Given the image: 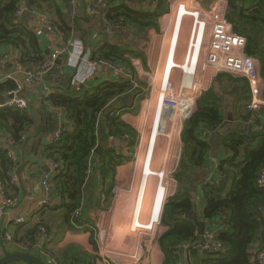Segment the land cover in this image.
<instances>
[{"label": "trees", "instance_id": "1", "mask_svg": "<svg viewBox=\"0 0 264 264\" xmlns=\"http://www.w3.org/2000/svg\"><path fill=\"white\" fill-rule=\"evenodd\" d=\"M95 1L104 6L105 20L120 27L118 33L121 32L126 42L128 35L137 37L141 34L146 36L150 30L157 32L159 18L168 10V7L165 8V0ZM226 1V18L233 32L246 39L244 53L259 61L260 74L264 80V0ZM68 2L0 0V60L3 59L4 50L8 49L16 53L24 69L37 72L45 62L48 51L40 46L36 30L30 23L34 18L43 16L51 32L68 39L78 21L77 17L71 18L66 11ZM149 2L153 5L148 10L136 9V5L146 6ZM251 28L260 31L256 38L249 35ZM112 32L117 33V30L112 29ZM135 54L129 46L104 44L91 56V60L115 62L128 70L133 80L138 81L128 58ZM224 78L242 84L235 89V99L227 107L233 112L240 108L239 103H244L245 107L249 101L246 80L224 73L213 82H221ZM142 84L138 81L135 88L134 81L121 78L100 83L82 93L53 94L48 97L49 104L63 110L71 125V131L62 130L59 140L50 143L46 149V157L57 164L50 183L60 205L41 207L30 221L17 225L9 243L2 241L5 230L1 227L0 248L3 251L10 253L8 248L11 247L16 253L32 254L46 264L40 252H50L47 243L42 244L38 251L35 250L41 229L46 232L43 214L63 209L68 229L83 225L81 219L73 218V214L81 206L83 189L87 177L93 171V165L103 185H106L104 195L109 197L116 168L127 157L113 144L102 145L99 126L106 129L104 138L129 142V146L134 148L137 144L136 133L126 126L121 115L136 112L138 105L136 107L134 103L139 104L145 94L142 95ZM16 85L13 80L0 83V96L15 90ZM125 95L130 96L133 105L128 109L120 107L121 114L111 115L112 108L106 109V104ZM222 104L221 95L212 85L198 100L195 112L183 123L180 163L174 175L178 189L164 203L160 222L165 229L158 239L164 256L163 264H257L253 262L251 253L255 245H259L257 250L264 247V188L257 186L258 176L264 169V127L261 131L248 132L238 126L223 135L218 146L225 153V158L216 170L218 183L212 181L201 182L200 186L195 184L200 176H204V165L215 145L213 139L225 124ZM259 115L264 119V109L258 113L247 111L242 119L249 124L250 119L258 120ZM33 124L34 119L27 110L6 106L0 108V133L15 144H20ZM201 126L213 131V138L202 139ZM97 147L101 149L99 155L94 154ZM11 173V160L7 151L0 146V196L15 201L18 189L11 181ZM194 216L206 226L203 236L197 235ZM205 242L213 244L217 251H200L199 246ZM26 244L30 246L24 250ZM70 258L73 264H92L94 260L90 255L83 256L79 252ZM9 264L27 263L19 261Z\"/></svg>", "mask_w": 264, "mask_h": 264}, {"label": "crops", "instance_id": "2", "mask_svg": "<svg viewBox=\"0 0 264 264\" xmlns=\"http://www.w3.org/2000/svg\"><path fill=\"white\" fill-rule=\"evenodd\" d=\"M190 1L192 0H165V8L168 7L166 12L172 11L176 5L180 6V4H183L187 6ZM195 1L198 5H204L207 2L214 3L216 0ZM71 2L75 3L79 12L77 16L78 21L75 22V28H73V32L68 39H64L61 34L55 35L54 33L46 31L39 23L38 17L31 21L39 26L37 27L34 25V28L39 37L40 46L42 49L48 51V55L61 50L66 51L65 54L59 56L55 61H62L60 68L57 69L56 64H54L36 83L30 85L24 82L22 74L14 67L16 53H13L8 49H5L2 53L3 65L0 66V83H6L9 80H13L17 85L22 87L18 96L27 102V111L31 113L34 119L33 126L27 130L19 145L13 143L12 140L0 133L1 148L7 149L12 155V158L10 159L12 163L11 176L15 179V184L18 189L17 200L14 201V204L4 210V215L0 221V228L2 227L5 232L8 234L10 233L11 236H13V233L17 228L15 221L17 219H23L25 222L30 221L35 213L41 208V206H39L41 201L47 200L52 207L60 205L59 199L53 188L51 187L48 192H45L42 186V180L46 175L52 174L53 171H55L53 166L56 164L46 157V149L50 145V139L55 134L62 130L71 131V125L66 119L63 110L54 108L49 104L48 97L53 94L82 93L84 90H91L100 83L124 78L113 68L111 69L104 66L93 67L87 64L89 60L91 61V56L104 44L129 46L130 49L136 53L132 58L140 62L141 68L144 72H153L161 77L164 69L167 40L169 36L160 37L157 35L159 34L160 28L159 22L157 32L150 30L146 36L141 34L137 37L135 35H128V42H126L123 38L124 36L121 35V32L118 33L121 29L117 30V33H113L112 29L104 27L98 14H86V9L94 5V2H96L95 0H69L66 11L69 13V16L73 18L69 8V3ZM152 5L151 2L147 3L146 6L136 5V9L146 11ZM97 9L102 11V9L98 7ZM185 11L186 9L182 8L181 11L176 13L178 15V20L176 22L177 26L180 25L181 17L186 16ZM40 27L43 30H40ZM184 39L185 36L182 37L181 43L178 46L176 52L177 59H179L180 55L183 53ZM169 49L171 50V47H169ZM173 58L171 53L169 55L170 61H172ZM195 66L196 65L190 67L187 65V68L185 67L186 73L191 75ZM120 67L122 68L123 66L120 65ZM171 67H174L172 63H170L169 68ZM123 69L125 68L123 67ZM125 71L130 75L128 70L125 69ZM134 73L136 72L134 71ZM214 75L215 74L210 75L207 79H205V76L203 77L205 91L211 89L214 83ZM142 79H144L142 76H139V78L137 77L138 81L144 83L142 84V95L143 93L145 94L139 102L141 108L138 107L135 113H129L121 118L126 126L136 133L137 137L142 131V127L133 123V117L137 118L139 115L142 116V104L147 98L148 90L147 82ZM180 79L181 77L179 73L171 74L170 81L173 85L179 84ZM133 81L134 87L136 88L138 81ZM0 98H3L4 102L10 101V97L6 94L0 96ZM119 100L115 102V107L117 108L122 107ZM137 105V102L134 103V106L137 107ZM239 105H241L240 108L234 112H231L230 108L224 107V109L230 111L228 114L232 116L233 121L230 129L223 135H227L232 128L238 126L244 127L247 130L251 126V131H257L256 128L263 129V117L259 115L258 120H255L252 125L250 123L248 124L242 119V116L247 113L244 103H239ZM148 110L150 111V117L152 118L154 106H151L149 102ZM226 110H223L225 124L228 117V114L225 113ZM148 123L149 121H146L142 125H148ZM166 125L167 131H169L166 134L168 136L166 139L169 141V146L171 147L172 143L175 144L176 137L171 128V124L166 122ZM221 128L218 130L217 136L213 139L215 145L212 146L204 165V176H200L195 182L197 185L201 182L202 184L204 182H209L212 177V181H217V183L219 181L217 180L216 170L219 163L225 158V153L218 146L219 139L224 137L219 133ZM182 130L180 132V137H178L180 147L179 154L177 149L174 153L165 152L164 161L166 162L164 164L158 162L161 158V153H159L156 156L157 164L155 163L154 166L157 168L162 165V169H164L163 171L169 177L166 176V179H169L170 181L168 189L173 190V194L178 189V184L174 179V175L177 172L180 163ZM207 130L210 129L201 126L200 137L202 139L205 138L206 140H209L213 136L212 133L211 136L208 137L206 134ZM160 132L161 131H158V134ZM105 134L106 129L103 126H99V140L102 145L108 143V145L113 144L115 147L119 148V151H121L125 157H127L125 162L116 168L114 185L109 190V197L106 198L104 195L106 185H103L98 173L96 174L95 171H92L87 177L86 186L83 189L81 206L79 207V210L81 211L79 221L81 219L83 225L78 224L73 229H68L64 221L63 209L44 212L43 220L46 224V232L41 229V234H39L40 237L38 238L35 250L38 251L42 247V244L47 243L46 247H48V250L50 249V252L44 254L43 251H41L40 253L44 256L45 262L47 256L53 258L56 264H73L71 263L70 257L73 254L77 255V252L83 256L85 254L93 257L94 260L92 264H163L164 256L158 245L160 235L156 234V232L136 233L135 231L138 228L147 227L141 225L140 222L135 221L133 208L135 212L137 207H133V204L135 198L137 199L138 197L137 206L141 205V210L144 209L143 203L149 180L148 178H143L142 180V170L136 168L137 165L136 167H133V162L137 153L138 138L137 144L134 148H125L126 143L121 142L119 139L104 138L103 136ZM146 134L148 140L149 128H147ZM166 143L168 144L167 141ZM143 147L146 152V144L140 146L141 149ZM156 147L157 145L155 146V149ZM43 169H47L48 173H45ZM150 170L153 171L150 174L151 181L152 183H156L154 199L152 202V210L155 208V213L153 212L151 215L156 222L158 220L157 216L160 214L161 202L163 198L166 197L167 189L164 182L162 184L159 182L161 178V181H163V172H157L153 169ZM139 176L141 182L138 185ZM115 188L117 189V194L113 193V189ZM1 198L2 197L0 196V199ZM33 220L35 221V219ZM139 221H149L148 210L143 216L141 215V217H139ZM132 227L135 228V230L132 231L134 234L124 233V235H121L115 232L117 228L120 230L122 228L128 229ZM258 248L259 245H255L251 254H255V252L258 251ZM8 249L10 250V253H16L13 251V248L9 247ZM2 256L3 250L0 248V258Z\"/></svg>", "mask_w": 264, "mask_h": 264}, {"label": "built area", "instance_id": "3", "mask_svg": "<svg viewBox=\"0 0 264 264\" xmlns=\"http://www.w3.org/2000/svg\"><path fill=\"white\" fill-rule=\"evenodd\" d=\"M97 7L102 9V11H99ZM69 8L72 17H77L79 10L77 9L74 2L69 3ZM182 8L186 9V16L181 17L179 26L176 25L178 15L172 13V11L164 13L159 18V36H169L167 40L164 69L161 77L153 72H144L138 60H135L130 56L128 57L134 71L136 72L135 74L137 75V77L139 78V76H142L144 78L142 80L147 82L148 90L145 102H149V104H151L154 100L153 117L148 123V140L147 134L142 131L137 137V151L141 149L140 146L146 144V152H144V163L146 162V159L151 152L152 161L153 152L155 149V147H153L155 139L157 138V145L158 138H165V135L168 132L167 130H164L161 131L157 136H155V134L157 133L155 124H157L159 121H165L171 124V128H173L175 124H178V133H176L175 137H180L183 122L186 119L190 118L191 115L195 112L197 102L205 91L203 77L208 68L215 69L217 71L216 73L227 72L234 77L245 79L249 90V101L245 106L246 110L251 113H258L264 109V80L260 74V63L256 58L248 56L244 53L246 39L244 37L236 35L233 32L232 26L226 18V11L228 8L227 1L216 0L214 3L208 2L204 5H198L194 3L190 7H186L182 4L178 6L176 13L181 11ZM86 14H98L99 19L105 28L116 30L120 29L119 26L113 25V23H109L105 20L104 8L101 6L100 2H96V4L87 8ZM184 18L190 19V24L188 23L186 25V28L183 23ZM38 19L39 23L46 31H48L49 33H53L51 32V29L45 17L40 16L38 17ZM185 31L187 32L186 34ZM54 34L57 35V33ZM183 36L187 38L184 43L182 56L177 59L176 52ZM173 45L174 58L172 61H170L169 55L172 53ZM169 47H171V50L169 49ZM65 52V50H61L48 55L45 59V62L37 72H32L24 69L18 62L17 57L14 59V67L19 73L22 74L24 82L32 85L36 83L54 65L58 57L65 54ZM170 63H172L174 67L169 68ZM87 64L93 67L104 66L111 69L113 68L118 73H120V76L133 81V77L131 76V74L129 75L125 71V69H123V67L121 68L120 65L115 62L105 60H89ZM1 65H3V59L0 60V66ZM187 65H196L193 74L189 75L185 72V67ZM173 73L180 74L181 79L179 84L173 85L171 83L170 77ZM21 89V86L16 85V89L7 94V96L10 97V101L4 102V104H0V108L6 106L19 110H27V102L18 96ZM115 102H117L116 99L110 101L105 106L106 109L112 108L111 115L121 114L120 108L115 107ZM127 114L129 113H123L121 115V118ZM141 120V115H139L137 118L133 117L134 124L136 123L137 125L141 126ZM255 120V118H252L250 119L249 123L252 125ZM256 130L261 131L262 129L256 128ZM60 133L61 131L55 134L50 139V143L57 142L59 140ZM212 133L213 131L211 130L206 131L208 137H210ZM153 136L154 140H152ZM125 148H130L129 142L125 144ZM4 150L7 151V155L11 159V153L7 149ZM135 160V162H137V158H135ZM56 167L57 164H54L53 168L55 169ZM50 178L51 174L46 175L42 180V186L45 192H48L51 189ZM11 181L16 186L15 179L12 178V176ZM165 183L169 187L168 179H166ZM257 186L260 188H264V169L261 170L258 176ZM113 193L117 194L116 188L113 189ZM165 200L163 202V205L165 203ZM12 204H14V201L5 200L3 198L0 199V221L2 216L4 215V210L10 207ZM46 205H49L47 200L41 201L39 203V206L41 207ZM135 206L137 208L134 212V218L136 222H139V217H141L142 211L141 205L137 206L136 204ZM151 215L152 214L149 215V221L146 222L147 224H145V226L148 225L149 229H141L142 231L140 233L156 232V234L161 236L162 234L160 233V231H158V228L162 227L159 221L160 218L156 223H154L152 221ZM80 216L81 211L78 209L74 212L73 218L77 220ZM24 222L25 221L23 219H17L15 221V224L19 225ZM11 240V234L5 232L2 241L5 243H9ZM29 246L30 244H26L23 249L27 250V247ZM199 248L200 251L203 252L217 251V248L209 242H205L203 245L199 246ZM46 259V264H56L53 258L46 256ZM252 259L253 262H256L257 264H264V247L261 250L255 252V254L253 253ZM179 264H181V262Z\"/></svg>", "mask_w": 264, "mask_h": 264}, {"label": "rangeland", "instance_id": "4", "mask_svg": "<svg viewBox=\"0 0 264 264\" xmlns=\"http://www.w3.org/2000/svg\"><path fill=\"white\" fill-rule=\"evenodd\" d=\"M173 1H175V0H173ZM196 1L195 0H192V1H190V3H188L187 4V6L186 7H190L191 5H193L194 3H195ZM95 4H96V2H94ZM208 3V2H207ZM197 4V3H196ZM181 5V4H180ZM200 5V4H199ZM178 6L179 5H176V7L172 10V13H174V14H176V11H177V9H178ZM103 8H104V6H103ZM169 12V11H168ZM167 13V12H166ZM226 14H227V11H226ZM175 20V19H174ZM174 20H173V22H174ZM159 22V21H158ZM183 23H184V25H185V28H186V25L189 23L190 24V19H187V18H184L183 19ZM187 32L185 31V34H186ZM158 36H159V34H157ZM186 38L187 37H185V41H186ZM180 56H182V54L180 55ZM217 71L215 70V69H213V68H208L207 70H206V73H205V79H207V77H210V75H212V74H215L214 75V77H213V79L215 80V78L218 76V75H221V74H224V73H227V72H222V73H216ZM144 84V83H143ZM213 85H214V89H215V91L216 92H218L220 95H221V99H222V102H223V106L224 107H227V106H229L231 103H233V101H234V99H235V96H234V92H235V89L237 88V86H239V85H242L240 82H235V81H229V80H227L226 78H224L221 82H216L215 81V83H213ZM141 104V103H140ZM151 106H154V100H153V103H151ZM138 107L139 108H141V105L139 106V104H138ZM142 107H143V114H142V116H141V122H142V124L144 123V122H146V121H151V117H150V111L148 110V103L146 104V102L145 103H143L142 104ZM224 110H226V109H224ZM231 110V109H230ZM228 112H230V111H225V113L226 114H228ZM231 112H232V110H231ZM138 121V120H137ZM164 122V123H163ZM163 122H161V121H159L157 124H155V128L157 129V133L155 134V136H157L158 135V131H164V130H167V125H166V122L165 121H163ZM141 127H142V132H144V133H146V131H147V128H148V125H141ZM178 127H179V125L178 124H175L174 125V127L172 128L173 129V131H174V133H175V135H176V133H178ZM158 129H160V130H158ZM169 132V131H168ZM166 137H168L167 135H165V139L164 138H162V137H159L158 138V140H157V147H156V149H155V151H154V156H153V159H152V164H151V157H152V152L150 153V155H148V158L146 159V162L144 163V160H145V150H144V147L142 148V149H140V150H138L137 151V156H136V158H137V162H135L136 160H134V162H133V167H136V165H137V167L136 168H139V169H141L142 170V180H143V178H148L149 180H148V185H147V187H146V193H145V198H144V203H143V210L141 211V215L143 216L146 212H147V210H148V213H149V215L150 214H152L153 212L155 213V208L152 210V206H153V199H154V191H155V184L156 183H152V181H151V177H150V174H151V172H153V171H151L150 169H153V170H155V171H157V172H163V175H164V177H163V181H161L162 180V178H161V180H159V182L162 184L163 182H164V184H165V186H166V189H167V194H166V197H164L163 198V200H162V202H161V207H160V214H159V216H157V219H159L160 218V222H161V217H160V215L162 216V214H161V211H163V208H162V206H164L163 205V202H164V200L166 199H168L169 197H171L172 195H173V190H169L168 189V185L165 183L166 182V176H167V174L163 171L164 169H162V165H161V167H154L155 166V163L157 164V161H156V156L159 154V153H161V158L158 160V162L160 163H164L165 164V162L166 161H164V153L165 152H167V153H174L175 152V150L177 149V151H178V154H179V140H178V138H177V136H176V142H175V144H173L172 143V145H171V147L169 146V141L166 139ZM157 139V138H156ZM156 139H155V142H154V145H153V147H155L156 146ZM152 140H154V136L152 137ZM166 141L168 142V144L166 143ZM169 146V147H168ZM159 158V157H158ZM144 167V168H143ZM137 172H138V170H137ZM139 173V172H138ZM168 177V176H167ZM153 178H155V177H153ZM169 178V177H168ZM141 182V179H140V176L138 177V185H139V183ZM168 182H169V185H170V181H169V179H168ZM174 185V184H173ZM151 190V191H150ZM149 191H150V193H149ZM138 195H139V192H138ZM137 197V196H136ZM138 198V197H137ZM166 200H165V202H166ZM137 204V199L135 198V201H134V204H133V207L135 206ZM133 213H134V208H133ZM132 217V216H131ZM152 218V221L154 222V223H156L155 222V219H153V216L151 217ZM140 222V224L141 225H145V224H147L146 222H141V221H139ZM147 227L145 228H138L137 230H135V228H122V229H120L119 230V228H117L116 230H115V232L116 233H119V234H121V235H124V233H126V234H134V232H132V231H136V233H138V232H141L142 230L141 229H149V227H148V225H146ZM159 230L158 231H160V233L162 234L164 231H165V229L164 228H162V227H159L158 228Z\"/></svg>", "mask_w": 264, "mask_h": 264}, {"label": "water", "instance_id": "5", "mask_svg": "<svg viewBox=\"0 0 264 264\" xmlns=\"http://www.w3.org/2000/svg\"><path fill=\"white\" fill-rule=\"evenodd\" d=\"M31 25H36L34 22L30 23ZM39 27V26H37ZM40 30H43L41 27L39 28ZM259 30L255 29V28H251L249 30V35L252 38H256L259 35ZM54 64H56L57 69L61 67L62 65V61H57ZM120 103L122 105L123 108H129L132 105L130 96L125 95L119 98ZM0 104H4V99L0 98ZM233 119L232 116L230 114H228L227 117V122L226 124L223 125V127L221 128V130L219 131V133L221 135L225 134L231 127V123H232ZM251 131V126L248 128V132ZM101 152V149L99 147H97L94 151L95 155H99ZM45 173H48L47 169H43ZM92 170H95V165H93ZM213 177L211 178V180L209 182H212ZM208 182V183H209ZM199 184V182H198ZM195 225L197 226L198 230H197V235L198 236H203L205 234V230H206V226L204 223H202L201 221H199L197 219L196 216L193 217ZM19 261H23L27 264H44L40 259H38L37 257H35L32 254L29 253H8L6 251H3V256L0 258V264H9V263H13V262H19Z\"/></svg>", "mask_w": 264, "mask_h": 264}, {"label": "bare ground", "instance_id": "6", "mask_svg": "<svg viewBox=\"0 0 264 264\" xmlns=\"http://www.w3.org/2000/svg\"><path fill=\"white\" fill-rule=\"evenodd\" d=\"M173 52H174V45H173V47H172V58H173V56H174V55H173ZM190 67H191V66H190ZM186 68H187V67H186ZM186 68H185V72H186ZM193 72H194V71H192V74H193Z\"/></svg>", "mask_w": 264, "mask_h": 264}]
</instances>
